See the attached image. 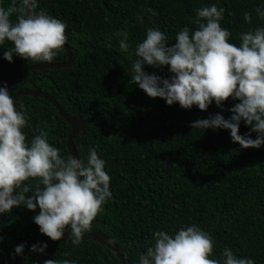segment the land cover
<instances>
[{
  "label": "trees",
  "instance_id": "1",
  "mask_svg": "<svg viewBox=\"0 0 264 264\" xmlns=\"http://www.w3.org/2000/svg\"><path fill=\"white\" fill-rule=\"evenodd\" d=\"M10 3L0 0V6ZM213 4L225 9L220 24L236 46L242 33L264 27L255 11L264 10V0H38L37 11L67 25L72 65L29 71L7 89L12 97L22 88L47 93L68 115L84 122L85 133L74 139L78 158L87 162L89 149L96 150L105 161L111 192L84 235L99 231L108 236L107 243L119 248L126 264H139V257L154 244L156 231L174 237L193 225L212 237L210 259L222 264L227 248L238 258L264 264V145L243 149L232 141L230 130L191 127L217 114L230 119V109L240 101L229 98L220 107L213 101L206 111L196 105L183 109L148 97L131 82V65L138 59L135 49L149 28L159 29L166 47H173L179 31L187 27L191 34L198 29L197 10ZM246 12L251 13L250 24ZM120 32L128 33L127 52L119 48ZM12 47L8 41L0 45V87L25 67L68 60L62 47L51 62L25 61L17 55L9 62L4 52ZM169 69L144 65L143 71L171 79ZM15 104L26 117L23 132L29 143L39 128L62 158L70 156L72 127L53 103L20 96ZM239 134L257 138L243 121ZM25 183L35 188L36 181ZM39 212V207L29 211L21 205L0 214V264H44L48 259L121 264L108 245L89 240L74 246L68 229L60 241H52L34 223ZM43 244L44 253L31 251L33 245ZM19 245L24 251L17 255Z\"/></svg>",
  "mask_w": 264,
  "mask_h": 264
},
{
  "label": "clouds",
  "instance_id": "2",
  "mask_svg": "<svg viewBox=\"0 0 264 264\" xmlns=\"http://www.w3.org/2000/svg\"><path fill=\"white\" fill-rule=\"evenodd\" d=\"M37 8L38 0H11L7 7L0 6V45L5 41L13 45L4 52L5 60L12 62L17 55L25 61L51 62L65 45L67 25ZM224 11L214 4L198 9V29L191 34L187 27L179 31L173 47H166V37L159 29L149 28L146 39L136 46L138 59L131 65V82L148 97L163 99L169 106L178 103L183 109L196 105L206 111L213 101L217 107L229 98L240 101L230 109V119L217 114L195 121L191 127L230 130L234 143L243 149H258L264 145V27L242 33L236 46L229 42V30L221 27ZM255 11L264 19V10ZM244 19L250 24L251 13L246 12ZM118 35L122 37L119 48L127 52L128 33ZM144 65L170 66L173 76L168 79L145 73ZM241 121L257 134L256 139L239 134ZM26 125L12 95L0 87V214L21 205L29 211L39 207L34 223L40 232L60 241L68 229L71 243L78 246L111 197L105 161L92 148L87 162L71 155L62 158L48 142V133L39 128L29 143L23 132ZM28 181H36L34 189L25 183ZM29 192L32 194L26 198ZM46 248L47 244L33 245L31 251L44 253ZM23 251V245L15 248L17 255ZM212 252V237L195 225L179 230L174 237L156 231L154 244L139 257V264H221L209 258ZM44 264L73 262L48 259ZM222 264L254 261L238 258L225 248Z\"/></svg>",
  "mask_w": 264,
  "mask_h": 264
},
{
  "label": "water",
  "instance_id": "3",
  "mask_svg": "<svg viewBox=\"0 0 264 264\" xmlns=\"http://www.w3.org/2000/svg\"><path fill=\"white\" fill-rule=\"evenodd\" d=\"M63 48L67 52L68 60L66 62H61V63H49V64H36L32 66H28L23 68L21 71L13 75L4 85L3 87H6L7 89L18 79L20 78L23 74L29 72V71H35V70H44V69H52V68H69L72 65L73 62V55L71 52L70 47L65 43ZM20 96H33V97H38V98H43L51 103L56 107L58 110V113L63 117L65 121H67L71 127H72V132L68 137V151L71 156L78 158L75 146H74V139L76 138L77 135L80 133H85V125L84 122L75 116H70L68 115L63 107L60 105V103L51 95L44 93L42 91L38 90H32L28 88H22L18 92H16L13 96V99L16 101ZM93 240L96 241L102 245H108V247L116 254L118 259L120 260L121 264H126L124 261L123 255L119 252V248L116 245L108 244V241H111V239L102 234L101 232L97 231L88 235H83L81 241H89Z\"/></svg>",
  "mask_w": 264,
  "mask_h": 264
}]
</instances>
